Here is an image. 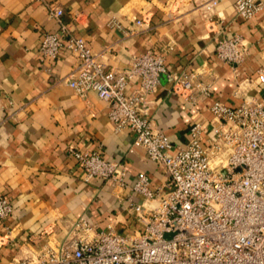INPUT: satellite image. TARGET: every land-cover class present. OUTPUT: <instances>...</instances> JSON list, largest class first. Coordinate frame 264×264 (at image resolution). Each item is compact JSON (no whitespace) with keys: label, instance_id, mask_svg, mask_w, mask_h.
<instances>
[{"label":"crops","instance_id":"0c3cea01","mask_svg":"<svg viewBox=\"0 0 264 264\" xmlns=\"http://www.w3.org/2000/svg\"><path fill=\"white\" fill-rule=\"evenodd\" d=\"M206 1L0 0V195L13 204L11 213L0 217V264L65 239L80 216L98 229L140 226L126 210L130 188L85 179L71 148L122 160L129 183L139 170L149 175L152 188L167 178L164 166L142 147L131 149L130 132L114 127L105 100L93 90L79 95L68 84L76 62L70 50L41 59L43 35L65 23L112 69L130 66L134 55L151 49L163 53L171 71H205L213 91L209 97L197 93L195 106L171 92L164 73L147 95L148 117L170 137L174 152L188 140L194 116L203 121L204 132L211 130L213 100L237 105L262 93L253 78L264 70V10L244 18L235 12V0H217L211 10L204 8ZM49 4L63 9L60 20L50 15ZM235 33L244 38L247 53L234 67L215 55V46Z\"/></svg>","mask_w":264,"mask_h":264},{"label":"built area","instance_id":"2783aa9c","mask_svg":"<svg viewBox=\"0 0 264 264\" xmlns=\"http://www.w3.org/2000/svg\"><path fill=\"white\" fill-rule=\"evenodd\" d=\"M216 3L207 0L203 6L211 10ZM48 9L60 20V6L49 4ZM234 9L250 18L264 10V0H235ZM63 48L76 58L68 84L79 95L93 90L105 100L114 127L130 132L131 149L142 147L164 166L167 178L152 188L149 175L139 170L129 183L122 160L71 148L85 179L130 188L126 210L140 226L131 231L112 225L98 229L80 216L65 239L13 264H264V70L253 78L262 89L259 98H244L237 105L213 100L211 130L204 132L203 121L194 116L188 140L170 152V137L148 117L147 95L156 90L164 73L171 92L195 106L197 93L209 97L213 91L205 71H171L163 53L151 49L134 55L130 66L108 68L84 37L60 22L58 30L43 35L41 59L54 60ZM171 48L170 43L167 49ZM246 53L240 34L217 40L215 55L234 67ZM12 209L11 200L0 195V217Z\"/></svg>","mask_w":264,"mask_h":264}]
</instances>
